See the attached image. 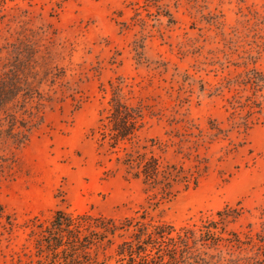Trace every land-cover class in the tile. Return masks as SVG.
Here are the masks:
<instances>
[{
    "label": "rangeland",
    "instance_id": "1",
    "mask_svg": "<svg viewBox=\"0 0 264 264\" xmlns=\"http://www.w3.org/2000/svg\"><path fill=\"white\" fill-rule=\"evenodd\" d=\"M3 8L0 264H29L32 227L60 210L180 228L230 208L228 231L264 235V0ZM118 94L143 114L123 140L108 118ZM258 248L202 247L227 264Z\"/></svg>",
    "mask_w": 264,
    "mask_h": 264
},
{
    "label": "trees",
    "instance_id": "2",
    "mask_svg": "<svg viewBox=\"0 0 264 264\" xmlns=\"http://www.w3.org/2000/svg\"><path fill=\"white\" fill-rule=\"evenodd\" d=\"M4 5L5 0H0V12L4 10ZM249 80L256 88L261 86L260 80ZM111 110L108 118L113 121L118 140L135 134L142 123V112H132L120 94L112 98ZM231 211L225 208L218 212L219 218L208 216L201 220V225L176 228L166 222H156L151 216H132L118 222L112 218L60 210L49 224L44 226L37 222L32 227L30 237L35 255H30L29 264H110L113 259L116 264H227L221 250L210 254L202 247L218 250L219 244L227 241L232 247L250 252L255 247L264 248L263 234L250 231L242 237L239 232H230L221 225L235 219ZM116 237H120L121 241L114 247ZM101 248L113 250L104 252L101 258ZM257 254L254 252L248 257V264H264V250L263 257ZM243 258L237 256L228 261L241 264Z\"/></svg>",
    "mask_w": 264,
    "mask_h": 264
}]
</instances>
